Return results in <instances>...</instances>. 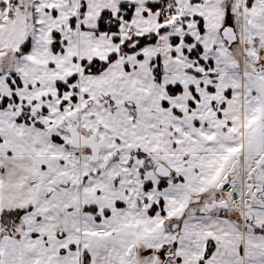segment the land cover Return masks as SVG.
Returning a JSON list of instances; mask_svg holds the SVG:
<instances>
[{
    "label": "snow or ice",
    "instance_id": "6c2138e0",
    "mask_svg": "<svg viewBox=\"0 0 264 264\" xmlns=\"http://www.w3.org/2000/svg\"><path fill=\"white\" fill-rule=\"evenodd\" d=\"M0 264H264V0H0Z\"/></svg>",
    "mask_w": 264,
    "mask_h": 264
}]
</instances>
